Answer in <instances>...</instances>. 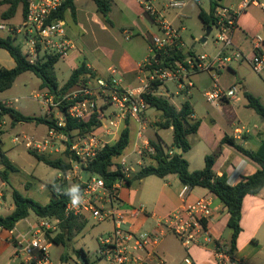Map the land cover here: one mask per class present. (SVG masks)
I'll return each mask as SVG.
<instances>
[{
  "label": "built area",
  "instance_id": "1",
  "mask_svg": "<svg viewBox=\"0 0 264 264\" xmlns=\"http://www.w3.org/2000/svg\"><path fill=\"white\" fill-rule=\"evenodd\" d=\"M67 0H26L27 10L18 24L0 23V30L7 31L18 40L22 54L30 64L48 55H60L68 58L77 50L76 43L67 35L64 19L59 16ZM145 13L157 27L149 43V54L138 67L137 85L123 87L122 73L116 67L109 69L107 77L90 79L85 86L75 87L67 93L55 97L45 93L44 103L50 109L59 110L56 127L48 129V136L42 141L29 135H16L12 141L25 144L39 154L52 152L55 139H60V149L66 154L71 168L67 172L59 171L58 185L69 182L72 185H84L82 194L84 203L73 207L69 201L65 208L66 217H75L87 221L90 217L98 222L111 221L113 229L97 237L98 259L109 264H147L148 257L162 263L156 249L168 233L174 235L187 248L192 245H204L211 241L209 223L214 209L210 199L203 197L194 203H187L186 198L191 187L184 185L180 193L183 205L164 218L156 220L153 230L136 231L132 219L139 215L149 216L144 206L132 207L128 211H118L114 205L120 202L121 189L127 180L143 168L146 158L154 153L147 134L149 125L143 118L150 108L147 96L189 97L196 88L195 76L207 73L211 76V86L202 95L211 105L218 107L222 102H236L241 90L237 84L225 88L219 83V75L232 62L246 60L253 72L264 78V37L254 35L251 39L252 54L246 57L234 46L233 33L241 12L250 7L264 8L263 0H241L239 9L220 4L214 12V26L217 30L216 41L220 48L213 56L207 54H187L189 50L184 40L182 28L176 26L151 4V0H139ZM186 0H167L168 9H182ZM87 68L91 71L90 67ZM173 83L175 91L167 86ZM17 101V99H16ZM65 103V113L60 107ZM65 115L71 118L89 121L96 116L97 126L83 135L78 131L71 134L61 132L65 126ZM135 132L129 153L124 152L115 159L113 170L122 176L107 187L105 180L97 175H87L86 169L97 158L106 145L113 142L121 128ZM1 143V136H0ZM127 147V148H128ZM126 148V149H127ZM59 152L58 149H56ZM173 151L170 152L172 154ZM85 178V179H84ZM62 193V189H58ZM3 194L0 192V204ZM27 227L9 230L0 226V241L13 248V255L20 264H56L51 256L54 239L60 232L62 220L57 217H36L34 222L26 218ZM220 264H242L233 258L229 245L216 244ZM145 255L143 256L142 255ZM186 263H191L189 258ZM58 264H61L58 263Z\"/></svg>",
  "mask_w": 264,
  "mask_h": 264
},
{
  "label": "crops",
  "instance_id": "2",
  "mask_svg": "<svg viewBox=\"0 0 264 264\" xmlns=\"http://www.w3.org/2000/svg\"><path fill=\"white\" fill-rule=\"evenodd\" d=\"M109 1L111 8L107 16L99 12L94 0H74V10L68 9L65 12L64 21L67 35L76 43L77 50L64 59L66 64H64L61 70V77H64L63 80H60L56 72L61 86L66 83L73 70L81 63H86V66L90 67L96 77H107L109 69L116 67L122 73L121 85L123 87L137 85L138 67L149 54V43L152 35L157 33V27L145 13L143 5L139 0ZM186 1L187 4L182 10L191 9V0ZM150 2L162 11L168 20L182 28V33L184 34V19L186 16L180 12V9H168L165 7L166 1L162 2V0H151ZM219 2L233 9H239L241 0L231 3H224L222 0ZM0 5L6 6V9L0 14L1 19L9 21L15 18L16 15L12 18H3L9 5L7 3ZM257 8L264 14V8L260 7H250L241 12L237 27L233 33L234 46L240 49L246 57L252 54L251 39L254 34L257 31H264V17L260 16L258 18L254 13L249 11ZM204 35L205 33H200L195 39L200 41ZM203 46H205V43H201L199 48H203ZM245 62L247 61L240 60L236 61L237 66L231 65L229 69L231 72H229L230 76L224 73L225 70L222 71L218 78L219 83H223L225 80V83L222 84L225 88L237 84L241 90V95L243 94L244 96L245 92H249L258 97L264 105L262 87L257 82L249 81L240 74V68H242ZM0 66L8 69L16 66L14 58L3 48H0ZM40 86L41 84L39 88ZM41 91L48 92L47 88L41 89ZM242 100L241 97L236 102L224 101L218 107L214 106L219 113V123L217 122L218 120L211 118L213 123L212 129L209 128L208 134L201 135V139L196 144L191 143V149L186 152L189 153L196 149V154L187 157L186 153H184L191 171L201 170L205 167V157L216 151L226 135L233 137L240 145L252 151H257L262 146L264 143V126L259 130L253 131L243 124L237 115L231 118L225 109H223L225 105L239 104ZM0 101L13 107L12 103L6 99ZM245 101L247 106L248 102L246 98ZM13 108L17 109V107ZM193 117L200 120L197 134H202L204 126L207 125L204 123L203 118H199L195 114V111ZM16 123L20 124L21 122H14L10 117H5L0 126L9 125L11 128H15L18 125ZM3 129L5 130L4 127ZM164 130H170L173 133L172 128ZM160 131L162 130L156 129L155 133L157 132L168 145L166 140L160 135ZM22 133L25 134L23 131ZM172 143L173 135L172 142L168 146H171ZM2 144L3 138L1 137L0 146L2 151H4ZM4 152L11 159L9 152ZM11 161L13 162L12 159ZM258 169H260V166L257 162L230 144H223L222 152L214 164L215 173L220 176L225 173L231 185H236L243 177L254 174ZM161 179L162 183L160 185H153L144 194L141 187L133 188V184L130 186L125 185L121 189V199L119 203L114 205L115 209L118 211H128L132 207L144 206L149 213V216L139 215L137 218L131 220L136 231L155 229L157 219L166 217L183 205L180 193L184 184L179 177L171 174ZM145 180V178L140 179V182H145ZM1 182V187L8 185L2 180ZM203 197L210 199L214 209L213 218L209 223L211 241L204 245H192L187 248L177 237L168 233L156 249L157 256L161 259L162 263H157V260L148 257L147 264H189L185 262L186 258L190 259V264H220L216 244L229 245L230 243L231 231L227 227L229 213L225 205L215 194L200 186L190 189L186 202L194 203ZM13 208L14 205H11L10 210H13ZM240 226L242 230L236 243L233 258L241 261L242 264H264V187L258 194L247 195L244 198ZM112 229L113 224L110 231ZM15 259L13 248L4 241H0V264H10Z\"/></svg>",
  "mask_w": 264,
  "mask_h": 264
},
{
  "label": "trees",
  "instance_id": "3",
  "mask_svg": "<svg viewBox=\"0 0 264 264\" xmlns=\"http://www.w3.org/2000/svg\"><path fill=\"white\" fill-rule=\"evenodd\" d=\"M98 10L104 16L110 12L111 4L109 0H94ZM210 11L206 12L200 9L198 16L203 23L204 29L208 26H214V12L220 5V0H209ZM7 3L9 6L4 13L3 18H12L16 15L18 8L22 5L21 18L25 15L27 10L26 0H4L0 4ZM74 10V0H67L59 12V16L64 19L65 12ZM0 48L9 52L14 58L16 66L8 69L0 66V91L4 92L10 89L16 79L25 72H32L42 80L41 89L47 88L48 92L55 97L61 96L74 87L95 78V74L87 69L86 63H81L64 85H60L55 65L62 59L60 55H48L42 59H38L34 64H30L27 57L22 54L21 46L15 42V38L11 35L5 37L0 36ZM194 54L195 50H189L185 54H180L185 58L187 54ZM221 74V73H220ZM84 85V86H85ZM247 100V106L252 108L258 115L264 117V105L260 99L249 92L244 93ZM147 102L150 108H154L161 112L160 120L155 124L157 130L170 129L173 130V143L168 146L163 139L155 133L154 138L150 139V145L154 148V153L150 154L146 159L149 163L136 173L132 179L127 180V185L130 186L133 181L146 178L148 176H157L164 178L171 174L179 177L184 185L191 188L200 186L208 189L215 194L220 201L225 205L229 213L227 227L231 231V239L229 243V251L233 254L236 250V243L241 233V211L242 203L247 195L258 194L264 187V143L257 151H252L247 147L240 145L233 137L226 135L216 151L205 157V167L201 170L191 171L189 162L184 157V153L191 149V142L189 136L197 133L200 126V120L195 119L194 109L188 99H186L180 108L173 105L166 96H147ZM71 103H65L60 107V110L65 113L67 106ZM10 117L14 122H33L36 124H44L48 129L56 127L57 121L50 119L47 116H28L19 110L0 101V121L4 117ZM65 126L60 130L63 133L71 134L74 131L79 133H88L92 131L98 124L96 116H93L89 121H83L77 118H71L65 115ZM132 132L128 128L122 127L117 138L106 145V147L99 153L97 158L86 169L87 175L97 174L105 180L107 187H110L114 182L122 176L118 170H113L115 159L122 155L131 141ZM223 144H230L237 150L257 162L260 166L254 174L243 177L236 185H231L228 182L227 175L224 173L221 176L214 171V164L217 157L222 152ZM178 149H182V154H179ZM173 151L172 154L170 152ZM39 162H43L48 166L67 172L71 168V164L63 158L51 159L44 154H39L37 151H29ZM68 154V152L66 153ZM0 178L3 182L11 186L9 175L12 172H18L19 167L11 161V159L2 151L0 146ZM81 192L84 185L77 183ZM73 186V185H72ZM13 187V186H12ZM52 197L46 204H41L37 200L26 196L20 190L13 187L12 200L14 208L8 215L0 214V226L6 229H13L21 220L28 218L31 213L38 217H57L62 220L60 225V232L54 239L56 245L68 244L74 234L75 229L81 230L85 227L86 221L79 220L75 217H66L65 208L70 201V197L66 195L67 189L70 187L66 184L58 185L55 180L53 184L48 185ZM62 189V193L58 192ZM78 258L83 256L86 263L91 264L87 254L81 249L76 250ZM63 262L68 260L67 256H62Z\"/></svg>",
  "mask_w": 264,
  "mask_h": 264
},
{
  "label": "rangeland",
  "instance_id": "4",
  "mask_svg": "<svg viewBox=\"0 0 264 264\" xmlns=\"http://www.w3.org/2000/svg\"><path fill=\"white\" fill-rule=\"evenodd\" d=\"M167 0H162L165 2ZM224 3H231L237 2V0H222ZM191 9H180L182 13L185 14L186 18L184 19V40L186 41L188 50H195L194 46L198 40L195 38L198 35L206 33V29H204L203 23L201 22L198 13L200 9H204L207 12L210 11V1L209 0H191L190 1ZM6 9V6L0 5V14L1 12ZM18 12L14 19L9 21H4L0 17V22L11 24L15 23L18 24L21 21V9L22 5L19 6ZM179 10V9H177ZM250 12L254 13L258 18L260 16L264 17V14L261 12L260 9H253L249 10ZM9 34L7 31H0V35L6 36ZM216 34L217 30L213 28L211 34L208 37V41L205 42V46L203 48L196 49L195 52L200 54H207L209 56L215 55L220 48V44L216 41ZM261 34L264 37V31H257L254 35ZM18 43V40H15ZM66 64L65 60L62 58L56 64V72L60 78L63 80L64 77H61V70ZM232 66H237L236 62H232ZM229 68L225 70L224 73L227 75L229 74ZM231 73V72H230ZM240 74L249 81L257 82L264 92V78L259 77L253 70L251 69L250 65L245 62L240 68ZM227 77V76H226ZM263 79V80H262ZM225 81V80H224ZM223 81V83H225ZM196 82V89L193 90L192 94L189 97H184L183 95H175V96H166L169 98L170 102L175 105L177 108L181 107V104L188 99L191 105L194 108L195 114L199 116V118H203L204 123L207 126H204L202 130V134H192L189 136V140L192 144H196L199 139H201V135L208 134L209 128L212 129V121L211 118L218 120L219 123V113L218 110L215 109L213 105L208 103L202 95V92L209 86H211L212 79L211 77L206 74L202 73L195 76ZM42 83V80L38 78L32 72H25L21 74L16 81L14 82L13 86L4 91H0V100L6 99L12 103L13 107H17L25 115L28 116H47L50 119H57L59 118V110L58 109H50L44 103L46 97L44 96L45 93L41 91V86L39 85ZM220 82V85L223 84ZM85 84H81L77 87L84 86ZM167 86L171 89V91H175V86L173 83L167 84ZM242 97V101L239 104H229L225 105L223 109L227 112V114L233 118L235 115L241 120L243 124H245L249 129L256 131L261 129L264 126V117L258 115L253 109L248 108L246 106L245 97ZM17 99V101H16ZM232 102V101H231ZM8 116H6L7 118ZM5 118V117H4ZM3 118V120H4ZM143 118L147 121L149 128L147 131L148 136L154 138L155 130L157 129L156 123L161 118V112L154 109L149 108L147 113L143 115ZM2 124V121H0ZM18 124L15 128H11L9 125H2L0 126V136L3 138L2 148L4 151H8L11 159L13 162L19 167L18 172H12L9 175V180L11 182V186L8 184L6 187H1V180H0V191L3 194V203L0 204V214L1 215H8L11 213L10 206L13 205L12 200V189L13 187L23 192L28 197H31L41 204H46L49 202L50 198L52 197L51 191L48 185L57 181L58 184V177L59 171L55 168L46 165L43 162H39L29 151H35L34 149H29L25 146V144H18L14 143L12 139L16 135H29L33 137L35 140L42 141L48 135V126L44 124H36L33 122H21L16 123ZM5 128V130L3 129ZM5 133V135H4ZM89 133V132H88ZM160 135L166 140V142L171 144L172 142V131L170 130H162L159 132ZM34 134V135H33ZM82 134V133H80ZM87 133H84L85 135ZM36 135V136H35ZM4 136V137H3ZM135 138V132H132L131 135V142L133 144ZM54 150L52 152H46L44 155L51 159L63 158L68 161L67 155L61 151L59 148L61 143L60 139H55L54 141ZM132 144L125 150L126 153H129L132 149ZM59 150V152L56 151ZM196 149L192 150L189 153H186V156L189 157L192 154H196ZM147 160V159H146ZM149 163V160L146 161ZM1 168V165H0ZM85 179V178H84ZM145 182H140V180H135L132 182L133 188L141 187L143 190V194L153 185L157 184L160 185L162 183V179L157 176H148L145 178ZM66 184L67 186L71 187L72 184L69 182H65L62 184ZM13 186V187H12ZM36 215L31 213L28 217V220L34 222L36 219ZM16 227L19 230H24L27 227L26 219L21 220L17 223ZM112 227L111 221H103L98 222L97 220L90 217L86 223L85 227L81 230L75 229L73 237L71 241L66 245H54L51 249V256L52 259L56 264H82L78 260V255L76 250H83L90 261L91 264H109L104 260L98 259V242L97 237L101 234H107L110 232ZM62 256H67L68 260L63 262ZM18 259H15L10 264H19ZM18 262V263H17Z\"/></svg>",
  "mask_w": 264,
  "mask_h": 264
},
{
  "label": "clouds",
  "instance_id": "5",
  "mask_svg": "<svg viewBox=\"0 0 264 264\" xmlns=\"http://www.w3.org/2000/svg\"><path fill=\"white\" fill-rule=\"evenodd\" d=\"M65 194L70 197V202L73 207H77L84 203V196L79 185L71 186L69 189H67Z\"/></svg>",
  "mask_w": 264,
  "mask_h": 264
},
{
  "label": "water",
  "instance_id": "6",
  "mask_svg": "<svg viewBox=\"0 0 264 264\" xmlns=\"http://www.w3.org/2000/svg\"><path fill=\"white\" fill-rule=\"evenodd\" d=\"M212 30H213V27H212V26H208V27L206 28V33H205V35H204V36L200 39V41H198V42L196 43V45L194 46V49H195V50L198 49V48L201 46V43H205V42L207 41V39H208L209 35L211 34ZM177 152H178L179 154H182L183 151H182V149H178ZM78 260H79L80 263H86V260H85V258H84L83 256L79 257Z\"/></svg>",
  "mask_w": 264,
  "mask_h": 264
}]
</instances>
